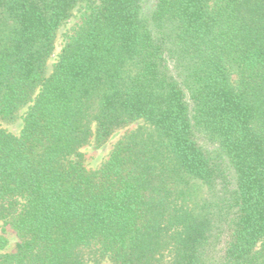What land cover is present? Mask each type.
<instances>
[{"label": "trees", "instance_id": "16d2710c", "mask_svg": "<svg viewBox=\"0 0 264 264\" xmlns=\"http://www.w3.org/2000/svg\"><path fill=\"white\" fill-rule=\"evenodd\" d=\"M25 108L0 264H264V0H0V120Z\"/></svg>", "mask_w": 264, "mask_h": 264}, {"label": "rangeland", "instance_id": "374dc122", "mask_svg": "<svg viewBox=\"0 0 264 264\" xmlns=\"http://www.w3.org/2000/svg\"><path fill=\"white\" fill-rule=\"evenodd\" d=\"M79 17H73L65 26L60 29L59 37L56 43V51L52 58L50 59L49 65H53V63L57 59V55L59 54L63 41L64 35L78 22ZM26 108L22 109L18 116L13 121H2L0 120V128H3L11 133L19 134L22 127L23 121L22 116L25 113ZM142 125V123H135L131 125L129 128L118 132L115 134L110 142L102 148H95L93 145L85 146L82 151L85 156V166L90 170H97L102 166V164L108 159L110 152L112 151L114 145L124 136V134L128 131L136 129L138 126ZM4 229V230H3ZM4 234V236L8 240V244L5 252H13L15 251L16 245L19 242V239L16 233L9 227H4L3 222L0 221V234ZM102 264H109L107 262H103Z\"/></svg>", "mask_w": 264, "mask_h": 264}]
</instances>
